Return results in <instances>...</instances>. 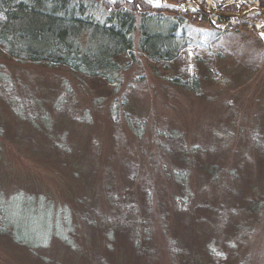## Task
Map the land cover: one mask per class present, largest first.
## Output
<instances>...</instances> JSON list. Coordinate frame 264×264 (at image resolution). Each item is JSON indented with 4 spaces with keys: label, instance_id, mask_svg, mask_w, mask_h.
<instances>
[{
    "label": "rangeland",
    "instance_id": "obj_1",
    "mask_svg": "<svg viewBox=\"0 0 264 264\" xmlns=\"http://www.w3.org/2000/svg\"><path fill=\"white\" fill-rule=\"evenodd\" d=\"M144 1L170 63L138 33L112 83L0 55V264H264V3Z\"/></svg>",
    "mask_w": 264,
    "mask_h": 264
},
{
    "label": "trees",
    "instance_id": "obj_2",
    "mask_svg": "<svg viewBox=\"0 0 264 264\" xmlns=\"http://www.w3.org/2000/svg\"><path fill=\"white\" fill-rule=\"evenodd\" d=\"M148 11L144 0H0V55L112 83L120 71L117 58L133 49L136 33L137 49L148 59L170 63L179 56L173 26L153 30ZM186 82L197 88L195 79ZM11 234L25 246L45 242L43 230L39 240L18 228Z\"/></svg>",
    "mask_w": 264,
    "mask_h": 264
},
{
    "label": "flooded vegetation",
    "instance_id": "obj_3",
    "mask_svg": "<svg viewBox=\"0 0 264 264\" xmlns=\"http://www.w3.org/2000/svg\"><path fill=\"white\" fill-rule=\"evenodd\" d=\"M160 1V0H159ZM216 4L218 3L219 4V6L218 7H222V5H223V3L224 2H227V0H213ZM190 2V4H188ZM191 2H193V3H195L194 5L196 6V11L200 14V15H204V14H206V13H203V12H201V10H200V8L197 6V4H196V2H195V0H182V1H177L176 3L178 4V5H176V7H178V8H180L181 10H183L182 8H181V6H180V4L181 3H184L185 4V9L183 10V11H187L188 9H189V5H191ZM161 4H164V5H170L169 4V2L167 1V0H162V2H161ZM217 4V5H218ZM172 8V7H171ZM198 10H200V12L198 11ZM210 11H212V10H210Z\"/></svg>",
    "mask_w": 264,
    "mask_h": 264
},
{
    "label": "water",
    "instance_id": "obj_4",
    "mask_svg": "<svg viewBox=\"0 0 264 264\" xmlns=\"http://www.w3.org/2000/svg\"><path fill=\"white\" fill-rule=\"evenodd\" d=\"M155 2H159V0H154ZM180 6H181V8L184 10L185 9V4L184 3H181L180 4ZM197 6L200 8V9H202V11L203 12H205V13H207V14H216V15H218V16H222V17H225V15H223V14H220V13H218V12H214V11H210V10H207V9H204V8H202L201 6H199L198 4H197ZM259 36L261 37V39H262V41L264 42V33H260L259 34Z\"/></svg>",
    "mask_w": 264,
    "mask_h": 264
}]
</instances>
